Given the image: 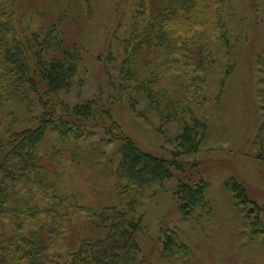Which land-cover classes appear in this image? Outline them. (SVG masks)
Instances as JSON below:
<instances>
[{"label": "rangeland", "instance_id": "374dc122", "mask_svg": "<svg viewBox=\"0 0 264 264\" xmlns=\"http://www.w3.org/2000/svg\"><path fill=\"white\" fill-rule=\"evenodd\" d=\"M142 1L0 0V27L7 3L13 4L11 39L22 48L30 75L39 80V60L55 56L54 48L47 49L49 40L61 41L62 49L79 58L69 88L42 98L25 84L13 101L0 100V158L12 135L38 127L53 107L65 115L94 103L82 136L47 130L30 162L28 189L10 206L20 214L55 206L58 220L67 223L64 241L46 254L55 261L60 252L105 238L108 223H101V213L116 208L142 219L136 264H264V0H218L223 13L218 39L194 29L190 40L168 35L151 46L133 40L141 47L135 54L138 81L176 111L167 122L135 83L121 77L126 44L138 35ZM161 2L153 0L156 6ZM181 123L197 128L199 151L178 157L182 169L174 168L172 179L135 192L133 201L121 197V135L172 162ZM180 181L208 184L205 204L189 216L175 196ZM234 182L256 205L235 198ZM14 216L10 212L8 218ZM7 229L16 230L8 221ZM167 236L186 250L168 256Z\"/></svg>", "mask_w": 264, "mask_h": 264}, {"label": "trees", "instance_id": "16d2710c", "mask_svg": "<svg viewBox=\"0 0 264 264\" xmlns=\"http://www.w3.org/2000/svg\"><path fill=\"white\" fill-rule=\"evenodd\" d=\"M7 5L0 27V100L13 101L21 94L25 84L42 98L69 88L76 76L78 55L71 49H62L61 41H47V49L54 48L56 54L48 62L39 60L37 80L35 74L30 75V68L27 70L28 63L26 65L23 60L22 48L13 45V4L10 2ZM141 9L135 19L138 35H133L126 44L127 59L121 77L124 82L135 83L136 91L146 96L152 110L163 112L167 118L162 119L166 118L167 122L176 115V111L168 100H161L149 84L138 81L135 54L141 47L134 44L133 40H145L140 44L150 46L153 39L165 42L168 35L190 40L188 35L194 29H201L211 39H218L222 8L218 0H163L159 6L154 5L153 0H143ZM93 104L87 102L72 111L67 110L65 115H60V111L53 107L38 127L16 133L9 139L8 151L0 158V264H136L140 253L136 234L141 229L142 219L131 217L133 210L121 212L113 208L103 211L100 218L101 223H108L105 227L108 229L106 237L85 241L74 252H60L55 261L46 257V254L60 245L67 233V223L64 218L58 220L59 213L55 211V206L28 208L21 214L10 206V202L17 201L21 191L28 189L32 170L30 162L35 160L36 148L44 140L47 130L51 127L63 136L73 132L82 136L80 130L85 126L83 123H91L93 119ZM119 140L121 160L117 172L118 189L121 197L131 201L135 192L153 183L172 179L174 168L182 169L177 162L178 157L195 154L200 148L199 132L188 123L180 125L179 152L174 155L172 162L144 152L129 137L121 135ZM231 187L235 198L242 204L256 205L248 200L240 184L234 182ZM207 189L208 184L203 181L194 185L180 181L175 191L180 211L189 216L202 207L206 202ZM10 212L15 215L13 220L8 218ZM22 215L24 219H21ZM7 221L16 229L15 232L6 230ZM26 228H29V234L24 236L22 231ZM185 250L186 247L178 243L175 237L167 236L164 252L168 256H177Z\"/></svg>", "mask_w": 264, "mask_h": 264}]
</instances>
